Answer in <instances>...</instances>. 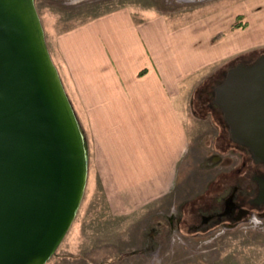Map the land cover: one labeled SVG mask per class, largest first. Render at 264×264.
Here are the masks:
<instances>
[{"label":"rangeland","instance_id":"374dc122","mask_svg":"<svg viewBox=\"0 0 264 264\" xmlns=\"http://www.w3.org/2000/svg\"><path fill=\"white\" fill-rule=\"evenodd\" d=\"M35 5L50 53L58 32L122 5L137 16L162 12L174 21L219 10L225 27L212 40L232 33L241 43L189 94L190 147L174 185L160 197L145 202L137 182L128 190L130 175L103 172L111 164L96 159L101 151L96 150L95 130L87 111L75 109L88 146V176L76 216L45 264H149L153 252H159L163 264H264V225H244L247 210L264 216V202L253 200L258 191L254 177H264V167L233 140L214 101L215 87L229 68L253 64L264 53V0H35ZM248 39L251 44L244 46ZM68 96L74 106L71 92ZM235 185L237 207L219 216ZM204 216H210L207 222Z\"/></svg>","mask_w":264,"mask_h":264},{"label":"water","instance_id":"95a60500","mask_svg":"<svg viewBox=\"0 0 264 264\" xmlns=\"http://www.w3.org/2000/svg\"><path fill=\"white\" fill-rule=\"evenodd\" d=\"M233 140L264 163V54L215 87ZM88 146L35 0H0V264H45L69 230ZM264 198V179H259ZM233 196L225 211L232 210Z\"/></svg>","mask_w":264,"mask_h":264},{"label":"crops","instance_id":"0c3cea01","mask_svg":"<svg viewBox=\"0 0 264 264\" xmlns=\"http://www.w3.org/2000/svg\"><path fill=\"white\" fill-rule=\"evenodd\" d=\"M218 11L174 21L122 5L53 38L51 56L74 110L87 111L95 130L96 159L111 164L103 172L130 175L128 190L137 182L145 202L171 190L188 152L189 94L241 47L232 33L212 40L225 27Z\"/></svg>","mask_w":264,"mask_h":264},{"label":"clouds","instance_id":"9594fccd","mask_svg":"<svg viewBox=\"0 0 264 264\" xmlns=\"http://www.w3.org/2000/svg\"><path fill=\"white\" fill-rule=\"evenodd\" d=\"M170 213L174 214L175 213V206H173L170 209ZM246 221H244V225L245 227H252L255 228L257 226H261L264 225V216L259 214V210L257 209H251L250 211L247 210L246 213ZM176 237L175 235L172 238L173 243H175L176 241ZM171 251V249H169V252ZM168 254V253H165ZM149 264H163V257L159 254V252H153L151 257H150V261Z\"/></svg>","mask_w":264,"mask_h":264},{"label":"flooded vegetation","instance_id":"af4514ba","mask_svg":"<svg viewBox=\"0 0 264 264\" xmlns=\"http://www.w3.org/2000/svg\"><path fill=\"white\" fill-rule=\"evenodd\" d=\"M262 54H264V53H262ZM261 54H259V56H260ZM214 100H215V98H214ZM217 105V104H216ZM218 106V105H217ZM248 149V148H247ZM249 150V149H248ZM249 153H251L250 151H249ZM251 155H252V153H251ZM253 156V155H252ZM256 162V161H255ZM258 163H260V164H262L263 165V167H264V163L263 162H258ZM255 178V180L257 181V184H258V191H257V194H256V196L254 197V201H256V202H258V203H261V202H264V198L262 197V193H260V189H259V179H264V177H260V176H255L254 177ZM238 189V186L237 185H235V187H234V190H233V192L227 197V198H225V200H224V208H226V205H227V199L230 197V196H233V201H231L232 202V210L229 212V213H227L228 215H231V213L233 212V210L237 207V202H236V200H235V192H236V190ZM242 210V209H241ZM223 211H225V209L223 210ZM223 211H221V212H218L217 214H219V216H222L223 214H221ZM212 217V216H211ZM210 218V216H208V217H205L204 216V219H205V221L207 222L208 221V219Z\"/></svg>","mask_w":264,"mask_h":264},{"label":"trees","instance_id":"16d2710c","mask_svg":"<svg viewBox=\"0 0 264 264\" xmlns=\"http://www.w3.org/2000/svg\"><path fill=\"white\" fill-rule=\"evenodd\" d=\"M239 18H240V17H239ZM238 26H242V24L237 23V24L235 25V27H238ZM222 34H223L222 32H221V33H218V34L216 35V38L221 37Z\"/></svg>","mask_w":264,"mask_h":264}]
</instances>
